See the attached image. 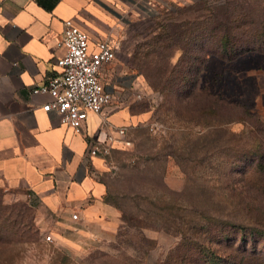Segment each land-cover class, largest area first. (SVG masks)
Listing matches in <instances>:
<instances>
[{
    "label": "rangeland",
    "instance_id": "rangeland-1",
    "mask_svg": "<svg viewBox=\"0 0 264 264\" xmlns=\"http://www.w3.org/2000/svg\"><path fill=\"white\" fill-rule=\"evenodd\" d=\"M129 33L142 118L108 155L117 228L0 190V264H264V0L171 5Z\"/></svg>",
    "mask_w": 264,
    "mask_h": 264
},
{
    "label": "crops",
    "instance_id": "crops-1",
    "mask_svg": "<svg viewBox=\"0 0 264 264\" xmlns=\"http://www.w3.org/2000/svg\"><path fill=\"white\" fill-rule=\"evenodd\" d=\"M204 1L0 0V190L29 197L41 217L62 225L77 211L80 227L88 224L95 237L117 228L119 212L106 200L109 154L89 156L87 142L99 132L118 137L116 128L142 118L124 105L135 87L122 64L131 58L129 32L160 9ZM67 19L87 33L90 50L103 39L118 46L99 74L114 99L101 114L89 112L81 132L43 110L49 94L32 93L60 71L55 60L64 53L59 42Z\"/></svg>",
    "mask_w": 264,
    "mask_h": 264
},
{
    "label": "built area",
    "instance_id": "built-area-1",
    "mask_svg": "<svg viewBox=\"0 0 264 264\" xmlns=\"http://www.w3.org/2000/svg\"><path fill=\"white\" fill-rule=\"evenodd\" d=\"M63 25L59 45L64 48V53L55 60L60 71L46 84L36 85L32 93L49 94L51 101L43 105V110L54 112L61 123L81 132L88 113L101 114L114 99L113 94L102 86L99 74L104 65L115 59L118 46L114 40L103 39L90 50L86 32L71 19L65 20ZM115 132L118 137L99 132L96 138L88 139V155L106 156L114 143L129 145L125 127L116 128ZM71 217L76 220L78 213H72ZM43 240L55 241L50 232L44 233Z\"/></svg>",
    "mask_w": 264,
    "mask_h": 264
},
{
    "label": "trees",
    "instance_id": "trees-1",
    "mask_svg": "<svg viewBox=\"0 0 264 264\" xmlns=\"http://www.w3.org/2000/svg\"><path fill=\"white\" fill-rule=\"evenodd\" d=\"M107 200V199H106Z\"/></svg>",
    "mask_w": 264,
    "mask_h": 264
}]
</instances>
